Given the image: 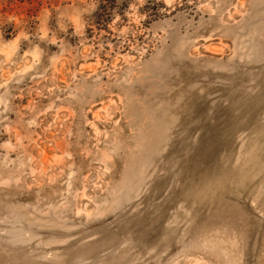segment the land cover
<instances>
[{"label": "rangeland", "instance_id": "374dc122", "mask_svg": "<svg viewBox=\"0 0 264 264\" xmlns=\"http://www.w3.org/2000/svg\"><path fill=\"white\" fill-rule=\"evenodd\" d=\"M0 264H264V0H0Z\"/></svg>", "mask_w": 264, "mask_h": 264}]
</instances>
